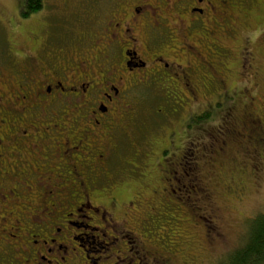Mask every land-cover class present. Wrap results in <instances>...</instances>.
I'll return each mask as SVG.
<instances>
[{
    "label": "flooded vegetation",
    "instance_id": "af4514ba",
    "mask_svg": "<svg viewBox=\"0 0 264 264\" xmlns=\"http://www.w3.org/2000/svg\"><path fill=\"white\" fill-rule=\"evenodd\" d=\"M238 4L59 0L47 15L27 17L19 9L29 27L0 45V264H194L197 249L217 240L225 258L242 251L243 232L264 218L243 208L257 203L251 186L264 185V142L240 151L246 177L236 163L225 167L227 184L226 147L203 171L185 164L195 143L211 138L187 129L186 117L228 89L224 43L236 40ZM252 79L264 82L262 67ZM158 93L160 104L147 102ZM175 123L187 132L174 125L162 155L179 154L184 164L169 168L146 139ZM186 189L193 199L180 202Z\"/></svg>",
    "mask_w": 264,
    "mask_h": 264
},
{
    "label": "rangeland",
    "instance_id": "374dc122",
    "mask_svg": "<svg viewBox=\"0 0 264 264\" xmlns=\"http://www.w3.org/2000/svg\"><path fill=\"white\" fill-rule=\"evenodd\" d=\"M46 1L45 6L43 7V9H41L38 12H42L41 15H45L47 13H49V8H50V4L52 2H57L59 0H44V2ZM22 0H0V45L1 47L5 45L7 39H11L9 37L11 31H14L15 33H18L20 31H17L16 29L21 28V30L23 28H27L29 27V23L28 20H25L19 13V16L14 13L17 9H19V5L21 4ZM22 11V9H21ZM47 11V12H45ZM37 12V13H38ZM14 17V20H12V18ZM28 23V24H27ZM38 23V22H37ZM37 25V24H36ZM37 27H40V25H37ZM241 33L238 36V40L236 41H227V43L225 44V47H229L230 48V54L227 57V61L229 63V65H233L235 64L237 67H239L238 65V57H236L239 53V49H241L240 47H242L245 37H248V42H246V48L249 49L250 51L254 52L255 57L259 60V65H261L262 70H263V78H264V15L261 13L255 14L254 16L251 17V19L248 22V26L245 28H241ZM28 30H26L25 32H28ZM24 40H26L24 38ZM234 65V66H235ZM235 66V69H236ZM237 70H240L239 68H237L235 71L237 72ZM250 70V69H249ZM247 72V71H246ZM245 72V73H246ZM252 72V77L255 74V71H251ZM229 74H233V73H229ZM228 79V78H227ZM252 78L247 77V76H242V78H240V76L238 75V73L236 75H230L229 79H228V84H227V88L229 89V91L233 90L232 94H234L233 92L235 90L239 89H235L238 86L240 87H245L246 85H248L249 87L247 89H251V93L249 97H256V101L254 103V107L255 109H258L260 111H262L264 109V82L260 85L257 86L256 85V81L253 80V83L251 82ZM251 85H253L255 92L253 93V89L251 88ZM224 86H223V90H224ZM227 93V92H226ZM224 93L223 92V96L226 95V99H223L224 104L223 103V121L224 118L226 117V113L228 110V107L231 104L229 101H231V99L229 98V93ZM160 95V97H158L157 99H155L154 101L148 100V103H153V104H160L161 103V95L162 93H158ZM254 94V95H253ZM238 102L242 97L237 98ZM207 101H199L200 104H206V108L205 105L203 106H199L195 108V115L196 118L195 119V130H196V134L199 135L200 137L203 135H208L211 138L206 141L207 142V148L211 149V145L213 143H215L216 138L219 139V135L220 136H225V129H226V124L222 122L221 118H220V106L218 104L214 105L215 101H218V95H214L211 99L210 97L208 99H205ZM209 101L211 103V107H215L216 109H211V107L209 106ZM237 102V103H238ZM144 104L146 105L147 108H149L150 105L146 104V102L144 101ZM222 104V103H221ZM197 105V104H196ZM195 105V106H196ZM256 105V106H255ZM204 107V108H203ZM203 108V109H201ZM173 126H169V125H162L164 128V130L160 131V127H153L150 129V133L148 134V137L151 138V141H160L163 142L164 145L168 144V140L166 138H168V133L170 131L171 128L175 127L174 125L178 126V130L181 131L182 128L180 126V124L178 125L177 123L172 124ZM166 127V128H165ZM174 129V128H173ZM206 131V133L204 132ZM223 132V134H222ZM210 134V135H209ZM258 137L261 138V142H264V130H262L258 135ZM202 146H205V144H203ZM148 148H151L149 146H147ZM258 148L263 149L264 146L261 145H257ZM205 149V148H204ZM203 150H201L200 152H202ZM236 157V158H233ZM149 159H152L153 161H155V155L153 152L150 153V157L147 158V161H149ZM225 160H228L227 164L228 166H231L232 170H233V165L238 162L237 156L234 154L230 155V158H226ZM233 160V161H232ZM230 163V164H229ZM239 167V166H238ZM147 169H149L150 171H158L157 167H155L154 165H149L147 166ZM230 169V168H229ZM227 168H225L223 166V172H222V176L224 179V182L227 184L229 183V180H231L229 177L232 175V171H229ZM263 174V178H264V171L262 172ZM239 177L243 176L241 173L238 174ZM229 179V180H228ZM136 182V180H134ZM239 179L235 178V182H238ZM254 186V185H253ZM251 186L253 189H255V193L251 194V201H257V203H250V206L253 207L254 209H251L250 206L247 204L246 206H244V210H246L247 212H249L250 214L252 211L254 210H259V211H264V185L261 189H257L255 188V186L253 187ZM132 190V189H131ZM131 190L129 191L128 194H131ZM185 191V192H184ZM181 190L180 192H177V199L181 202V201H185L186 196L189 194L190 197L193 199L194 195L191 192H188V189L186 190ZM196 195V194H195ZM191 199V201H192ZM221 202L223 203V196L221 195ZM232 204H234L232 202ZM235 206V204L233 205ZM233 206H230V202H226L225 203V207L227 208H231ZM257 208V209H255ZM203 231V230H201ZM200 231V232H201ZM243 237V236H242ZM241 237V238H242ZM246 241V239H245ZM244 240H242L241 242H239V244L244 245ZM197 255L194 254L197 259L196 261H194V264H243L242 261H240L239 257L242 256L243 251L238 250L236 253H233L231 255H229L228 257H223V241L217 240L215 241V244L210 247L209 249H197ZM231 251H228V253Z\"/></svg>",
    "mask_w": 264,
    "mask_h": 264
},
{
    "label": "trees",
    "instance_id": "16d2710c",
    "mask_svg": "<svg viewBox=\"0 0 264 264\" xmlns=\"http://www.w3.org/2000/svg\"><path fill=\"white\" fill-rule=\"evenodd\" d=\"M43 0H22L21 4L19 5V9L23 10L22 15L24 17H27L30 13H34L37 11H40L43 9ZM263 0H239L238 4V10L241 11L239 12L240 16V24L239 29H237L235 33L236 40H238V36L241 33V28H245L248 26V22L251 19L252 16L255 14L260 13L261 10L258 9V7H262ZM19 9H17L14 13H18ZM47 12V11H45ZM40 15L42 14L39 13ZM48 14V13H47ZM46 14V15H47ZM46 18L49 20V17L46 16ZM53 21V20H52ZM54 22V21H53ZM230 30V29H229ZM243 32V31H242ZM234 40V41H236ZM246 42H248V37H245L244 43L241 49H239V53L236 57H238V65L237 67L235 64L229 65L228 61L226 65L223 66L224 71L226 70L231 71L229 73H235L236 69L239 68L240 70H237L236 74L242 78V76H247L250 78L252 77V70H258L260 71L261 66L259 65H252L251 60H256L257 58L255 57L254 52L250 51L249 49L246 48ZM227 41L224 43L226 44ZM229 51L230 48L226 47ZM230 54V53H229ZM236 69H235V66ZM250 69V70H249ZM247 71V72H246ZM246 72V73H245ZM235 74V75H236ZM234 75V74H231ZM229 79V77H228ZM227 79V81H228ZM226 81V83H227ZM253 83V79L251 80ZM249 86L246 85L245 87H240L238 86L232 94L233 90L229 91L227 89L226 91L223 90L224 93H229V98L231 101H229L231 104L228 107L226 117L224 118L223 123L226 124V129H225V136L223 137V142L221 144H217L216 142L211 145V149L207 148V142L205 141V146L203 145V139H199L197 143H195L194 150L191 153V157H188L186 159L185 164L189 167L192 166L194 167L195 171L198 173L199 171H203L204 167L209 163L210 159L213 158L216 153L218 152V147H226V149L230 150L229 153L234 154L237 156L238 162H236V168L239 169V171L242 173V170L245 174L244 177H246L247 172H246V167H245V158H244V153L241 154L240 151L247 152L250 151L249 145H253V143L249 142L250 140H255V138H258V134L264 130V117L260 119V121H256L254 116H257L260 112L259 108L255 110L254 103L256 97H249L250 93L252 92L251 89H247ZM251 88L253 89V93L255 92V89L253 85H251ZM226 93V94H227ZM254 95V94H253ZM239 97H242V100L240 99L238 102ZM223 99H226V95L219 97V101H215L214 105L218 104L219 106L221 105L220 101L224 103ZM238 102V103H237ZM226 104V103H224ZM209 106L211 107V103L209 102ZM256 106V105H255ZM211 109H216L215 107H211ZM263 111V110H262ZM223 113V110H222ZM252 113L254 116H252ZM192 116V115H191ZM221 120L223 119V115H220ZM195 119H197L195 117ZM195 119L193 120L190 116L189 118L186 117L185 123L188 122L187 129L191 128L192 125L195 127ZM187 131H184L183 128L179 133V136H184ZM148 136V135H147ZM196 136H199L196 134ZM200 137V136H199ZM201 138V137H200ZM181 139V138H180ZM246 141V142H245ZM146 143H149L151 145V148L153 149L154 153L157 156H160L164 153L165 146L163 142L160 141H151V138L146 139ZM247 143V144H246ZM249 144V145H248ZM259 145V144H258ZM182 146L181 145H177ZM164 148L163 150H161ZM205 148V149H204ZM203 150L202 152H200ZM224 150V149H220ZM171 153V151H170ZM229 154V158L230 155ZM262 153L257 152V156H260ZM181 156H184L183 154H180ZM174 156V157H172ZM255 156V154H254ZM256 157V156H255ZM163 160L165 161L166 165L169 166V168H176L177 165L183 161V158L177 155H172V154H164L162 155ZM236 158V157H233ZM226 158H223V163L224 167H231L228 166L227 162L228 160H225ZM233 161V160H232ZM248 162V161H246ZM178 163V164H177ZM184 164V162L181 165H178L181 167ZM230 164V163H229ZM239 166V167H238ZM264 167V165H262ZM235 167V165H234ZM260 168V166H258ZM210 172L212 175H214V167L210 169ZM240 172H237L239 174ZM252 172H258L257 169L252 170ZM182 170H179V175L181 176ZM215 176V175H214ZM243 177V176H241ZM243 177V178H244ZM183 179V178H182ZM219 179V178H217ZM223 185V182H222ZM174 195L169 197V200H173ZM242 240H244V245H243V254L241 257H239L240 261H242L243 264H250L254 259L256 258H264V218H262L260 221H256L249 225V227L243 232L242 235ZM246 239V241H245ZM252 264V263H251Z\"/></svg>",
    "mask_w": 264,
    "mask_h": 264
}]
</instances>
